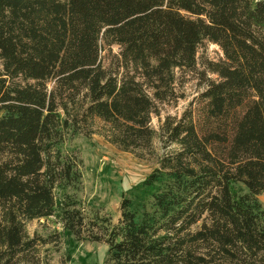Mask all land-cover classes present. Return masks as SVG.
Returning <instances> with one entry per match:
<instances>
[{
    "label": "trees",
    "instance_id": "1",
    "mask_svg": "<svg viewBox=\"0 0 264 264\" xmlns=\"http://www.w3.org/2000/svg\"><path fill=\"white\" fill-rule=\"evenodd\" d=\"M204 41L198 106L160 126L165 152L115 223L86 215L81 159L61 146L100 134L138 157L151 114L178 98ZM118 51L113 53L112 47ZM192 105V103H191ZM264 0H0V264H39L61 237L104 242V264H264ZM61 231L30 235L33 219Z\"/></svg>",
    "mask_w": 264,
    "mask_h": 264
},
{
    "label": "rangeland",
    "instance_id": "2",
    "mask_svg": "<svg viewBox=\"0 0 264 264\" xmlns=\"http://www.w3.org/2000/svg\"><path fill=\"white\" fill-rule=\"evenodd\" d=\"M118 51L116 46L112 52ZM223 54L220 48L204 41L198 49V64L193 71L176 70V100L159 103L157 111L151 114L150 125L155 130L151 148L143 152L142 157L129 151H123L109 143L101 134V123L93 122V133L71 134L66 137L61 148L64 151H76L81 164V184L76 193L83 212L86 215L98 213L107 216L115 223L119 218V206L123 197H129L133 208L141 211L145 200V188L140 185L156 167L159 158L175 148L164 147L160 126L166 116L180 117L184 111L197 107V98L204 89L207 79L217 76L207 71L205 61H217ZM192 103V105H191ZM264 208V193L258 195ZM30 235L35 232L43 237L60 232L61 226L54 218L33 219L26 224ZM107 245L104 242L75 241L61 237L55 242L39 247V264H104Z\"/></svg>",
    "mask_w": 264,
    "mask_h": 264
}]
</instances>
